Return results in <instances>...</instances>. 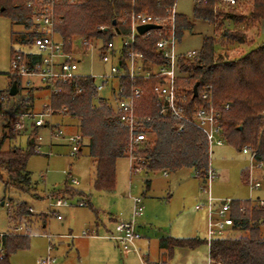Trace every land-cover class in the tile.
<instances>
[{"label": "trees", "instance_id": "1", "mask_svg": "<svg viewBox=\"0 0 264 264\" xmlns=\"http://www.w3.org/2000/svg\"><path fill=\"white\" fill-rule=\"evenodd\" d=\"M47 3L48 0H0V15L11 22H20L24 31L19 33L20 42L31 47L35 33L30 31L31 8L26 3ZM175 0H54L57 21L54 31L61 41L69 47L70 41L81 38L98 39L103 44L115 40L112 27L122 34L128 31V24L120 23L125 13L131 9L145 11L166 18V10ZM193 19L208 22L214 27V35L205 36L197 55L191 59L180 60L179 86L187 95L186 106L191 109L200 104L198 97H191L193 85L197 90L205 84L211 85L215 106L220 111L221 135L225 142L241 150L249 147L254 152V162L264 165V43L257 44L244 54L228 58L217 51L218 37L243 44L246 41L244 28L248 23L264 21V0H236L229 5L223 0H193ZM245 1L250 6L241 11L239 4ZM115 21L112 24V21ZM175 32L178 40L185 30L193 28V21L184 15L176 14ZM237 25V26H235ZM104 26L107 30H101ZM155 38L136 39L135 49L145 59L161 62L154 49ZM28 55L38 58L29 51H12V58ZM10 77V83L19 79ZM144 88V95L137 102V112L150 120L145 123L151 129L152 139L149 143L129 149L127 128L119 120L112 105L97 94L95 83L91 78H76L64 87L60 94L51 98L54 111L66 107V114L78 124V132L84 139L88 156L94 163L93 186L101 192L112 191L116 180L117 160L129 156V150L135 159L132 168L139 167L144 173L154 171L176 172L183 168L193 169L196 177L203 181L210 166V149L205 136L194 126L183 124L182 129L175 127L177 120L161 116L155 106L152 92V80L139 79ZM19 85V84H18ZM37 88L18 91L15 95L7 93V108L12 113H24L32 110L33 92ZM79 90V91H77ZM225 105L227 107L225 108ZM191 111L189 110V113ZM5 127V126H4ZM11 132V133H10ZM10 138L15 136L10 131ZM7 136L0 139V179L4 190L12 187L21 192H28L34 186L26 169L29 156L34 153L29 141V149L24 151L12 147L1 150V144ZM246 181V172L241 173ZM149 179L144 183L149 185ZM72 192L53 193L62 196ZM62 194V195H61ZM63 197V196H62ZM12 202V199H10ZM30 214L25 202L15 203L8 210V222L15 221ZM230 215L233 219L231 231L224 237L213 239L208 246L209 264H264V206L258 199L232 200ZM41 225H45L48 214L40 215ZM234 232L239 233L234 234ZM28 234L6 232L0 239V264H9L10 255L28 247ZM205 243L198 237L173 238L162 237L159 246L169 252L175 247L193 248Z\"/></svg>", "mask_w": 264, "mask_h": 264}, {"label": "rangeland", "instance_id": "2", "mask_svg": "<svg viewBox=\"0 0 264 264\" xmlns=\"http://www.w3.org/2000/svg\"><path fill=\"white\" fill-rule=\"evenodd\" d=\"M193 0H175V11L193 21V28L185 30L176 44L177 53H186L191 50L199 51L205 36L214 35L212 24L193 19ZM240 10H248L249 5L241 1ZM260 23V22H259ZM248 23L244 28L246 41L238 44L218 37L217 51L228 58L238 57L257 44L264 43V21L260 24ZM237 26V25H235ZM20 22H11L7 17L0 15V91L5 92L10 88V59L12 51L33 50L20 42L19 33L24 31ZM97 61L83 60L79 66L81 72L90 70L100 71ZM1 92V93H2ZM107 95V91H102ZM34 95V92H33ZM35 95H42L32 107L37 112L42 104L48 101L47 92L40 91ZM54 121L64 119L71 122L69 131H78V124L72 121L67 114L54 115ZM74 123V124H73ZM4 117L0 115V139L7 136L1 144V150L7 151L12 147H19L24 151L29 149L28 136L31 130L11 135L4 130ZM38 135L42 137L40 153H32L27 161L26 169L29 172L33 187L28 192H21L12 187L4 190L0 179V233H13V228L21 226L28 228L29 244L27 248L13 252L9 257V264H37L45 257L48 249L46 233L76 234L73 245L67 240L55 241L52 250L55 257L53 264H163L159 256L163 249L158 246L162 237L185 238L198 237L204 239V217L202 211L196 210L195 205L200 201L201 180L196 177L193 169L183 168L176 172L154 171L144 173L141 170L130 171L131 160L123 157L116 163V180L112 191L101 192L94 189V163L88 156L87 147L83 146L79 155H69V146L55 143L49 150L47 143V129L40 128ZM55 142V140H53ZM66 142V141H65ZM33 149V148H32ZM50 153L49 155H47ZM131 160H130V159ZM210 166L213 170V180L210 192L216 198H229L232 200L264 199V165L254 164L249 154L237 150L227 142L222 145H212L210 149ZM246 172V181L249 176L258 179L260 186L250 189L246 181L241 178V171ZM71 178L78 183L72 185ZM150 180L149 189L144 187V179ZM72 185L77 190H82L89 197V205L78 206L77 190L70 188L63 196L67 204L58 208L61 219L51 213L46 221L45 228L39 226L40 215L51 211L47 206L45 193H53L58 189L65 191ZM65 186V187H64ZM43 196L42 199H36ZM141 197L143 214L134 218L136 231L141 238L136 241L139 256L130 253L122 256L113 242L106 238L107 229L114 228L112 219L129 220L132 216V198ZM12 199V202L10 201ZM18 202H25L30 214L26 217L8 222V210ZM31 206V207H30ZM33 209V210H32ZM96 211L98 212L96 215ZM95 222L98 227H95ZM89 228L92 237L82 238V230ZM23 233V232H20ZM264 235V230H263ZM234 234H239L234 232ZM2 251V250H0ZM165 264H208V246L200 243L193 248L175 247L173 256Z\"/></svg>", "mask_w": 264, "mask_h": 264}, {"label": "built area", "instance_id": "3", "mask_svg": "<svg viewBox=\"0 0 264 264\" xmlns=\"http://www.w3.org/2000/svg\"><path fill=\"white\" fill-rule=\"evenodd\" d=\"M223 1L229 5L236 3V0ZM26 6L31 8L32 24L29 30L35 35L31 45L34 49L24 52L26 54L31 51L38 58L32 59L24 55L10 59L8 75L19 79L17 87L19 86L23 92L29 88H42L48 94V101L42 104V108L37 112L30 110L16 114L7 108V93H1L0 115L4 117L6 132L22 133L31 130L28 140L32 143L35 153H40L39 149L42 145V137L38 135L40 128L47 129L49 150L54 144L53 140L61 139L68 143L69 155L77 156L79 153L82 142L80 133L64 135L53 119L56 114H66V107H61L57 111L51 107L52 96L62 93L64 87L76 78H91L95 83L97 94L113 106L119 120L128 130L129 149L149 143L153 133L145 125L150 118L141 117L137 112V102L144 95V88L138 83L139 79L153 81L151 89L155 96L157 112L161 116L176 119V129L181 130L183 124L194 126L205 136L209 149L212 145H222L225 142L221 135L220 111L215 106L211 85L205 84L197 90L195 97L199 98L200 104L191 109L186 106L188 94L178 84L181 77L179 74L180 60L191 59L197 55L198 51L191 50L186 53L176 51L178 38L174 24L177 14L175 1L166 10V18L161 19L145 11L131 9L120 20L121 24L129 25L127 32L122 34L117 28L112 27L116 35L115 40L103 44L98 39L81 38L70 41L69 47H66L54 31L57 21L54 0H48L47 3L29 1ZM147 24H153L155 27L139 33L137 26ZM100 29L104 30L105 27L101 26ZM150 38H155L154 49L162 60L161 62L145 59L143 54L134 47L136 39L145 41ZM83 60L97 61L101 65L100 71L97 73L92 70L81 72L79 66ZM102 91H107L108 94L102 95ZM190 95L194 97L193 92ZM241 151L249 154L254 162V152L249 147L245 146ZM129 156L133 159L132 161L129 158L131 160L130 171L140 170L139 167L131 169L135 163L131 150H129ZM254 164L257 163L254 162ZM163 173L166 174V172ZM213 174L212 168L209 167L206 176L201 181L200 190L206 195V203L195 205L196 209L204 208L207 213L205 235L207 245L215 238L226 236L233 225L230 215L232 199L214 198L211 195L210 184ZM77 182L75 178H71L72 184H77ZM247 183L250 189L260 186V183L251 176ZM45 197L47 206L51 210L46 213L48 215L53 213L57 219H61V216L55 212V208L66 205V198L47 192ZM132 203L131 219L118 220L116 233L111 235L123 253L136 251L135 241L140 238L136 231L134 218L143 214L142 198L133 197ZM258 204L264 206V200L258 199ZM77 205L85 206L86 203L80 201ZM13 230L15 234H29V229L21 226H16ZM4 233L0 234V239ZM83 234L86 233L83 232ZM46 237L48 238L47 254L40 258L37 264H53L55 261L52 255V235L46 233Z\"/></svg>", "mask_w": 264, "mask_h": 264}, {"label": "crops", "instance_id": "4", "mask_svg": "<svg viewBox=\"0 0 264 264\" xmlns=\"http://www.w3.org/2000/svg\"><path fill=\"white\" fill-rule=\"evenodd\" d=\"M262 22V21H261ZM260 22V23H261ZM259 23V24H260ZM8 75V74H7ZM9 76V75H8ZM10 85H11V83H10ZM40 91H43V89L41 88V89H37V90H35L34 91V95H33V106L32 107H35V105H37L38 107H40V105L39 104H35V102H37V100L36 99H38V100H40V99H42V95H35V93L37 94V93H40ZM45 92V91H44ZM42 106V105H41ZM72 121H75V120H73V119H71ZM56 123H57V126L62 130V132H63V134L64 135H70V134H75V133H79L78 131H76V132H71V131H69L70 129H71V122H66L64 119H57L56 121H55ZM74 124V123H73ZM55 145L56 144H58V145H66V146H69L68 145V143L67 142H65L64 140H61V139H56L55 140ZM83 146H85V142H84V139H82V142H81V146H80V151H79V153L77 154V155H79L80 154V152H81V150H82V147ZM243 171H245V170H242L241 171V173L243 172ZM245 172H247V171H245ZM164 174V173H163ZM167 174V173H166ZM165 174V175H166ZM146 179V178H145ZM145 179H144V181H145ZM255 181H258V179H254ZM143 181V182H144ZM150 181V180H149ZM247 182V181H246ZM259 182V181H258ZM78 183V182H77ZM144 184V187H145V189L147 190V189H149V187H150V182H149V185L148 186H146L145 185V183H143ZM248 184V183H247ZM72 185H76V184H72ZM72 185H66V186H69L70 188H73V189H75ZM65 187V186H64ZM59 190H62V189H58V190H56V191H53V193H55V192H57V191H59ZM75 190H77V189H75ZM78 192H81V193H78L77 195H74V196H77V197H79L80 199L77 201V202H80V201H85V203H86V205H89L90 204V202H89V197H88V195L87 194H85L82 190H77ZM202 195H201V197H200V201L197 203V204H205L206 203V195L205 194H203V193H201ZM212 195V194H211ZM62 197V196H61ZM42 199L43 198V196H41V197H37L36 199ZM214 198H216V197H214ZM67 199V198H66ZM264 200V199H263ZM63 206H65V205H63ZM63 206H60V207H63ZM79 206V205H78ZM31 207V206H30ZM60 207H57V208H55V212L58 214V208H60ZM196 209V208H195ZM33 210V209H32ZM196 210H200V211H202V214H203V217H204V234L206 235V229H207V213H206V211H205V209L204 208H201V209H196ZM97 211H96V215H97ZM113 221H114V228L113 229H107V235H106V238H108L109 240H111L112 242H113V244H114V246L120 251V253H121V255L122 256H127L128 254H130V253H135V254H137L138 256H139V252H138V249H137V247H136V241L137 240H139L140 238H141V236H140V238L139 239H137L136 241H135V247H136V251H130V252H128V253H123L122 251H121V249L119 248V246H118V244H117V241H115L113 238H111V235H113V234H115L116 233V225H117V223H118V219H112ZM120 220V219H119ZM9 225H10V223H9ZM41 225V223L39 224V226ZM45 226H46V224L43 226V225H41V227L42 228H45ZM95 227L97 228L98 227V223L97 222H95ZM83 232H85L86 234H83ZM1 234V233H0ZM52 235V245H53V248H54V246H55V244H56V242L55 241H59L60 242V240H67L71 245H73V239L74 238H76L77 237V235L76 234H72L71 233V231H69L68 233H59V234H51ZM80 236L82 237V238H85V237H92V233H91V230L89 229V228H86V229H84V230H82L81 231V233H80ZM29 238H30V236H29ZM202 240H205V236H204V239H202ZM205 243H206V240H205ZM158 244H159V241H158ZM207 244V243H206ZM159 246V245H158ZM160 247V246H159ZM160 249H163V251H162V254L159 256V259H160V261L163 263V264H165L166 263V261L167 260H170L171 259V257L173 256V251H174V249L172 250V252H169L167 249H165V248H161L160 247ZM53 250V249H52ZM53 257H54V255H53ZM55 258V257H54ZM55 262V261H54ZM144 264H148V259L147 258H145V260H144ZM208 264H209V261H208Z\"/></svg>", "mask_w": 264, "mask_h": 264}, {"label": "water", "instance_id": "5", "mask_svg": "<svg viewBox=\"0 0 264 264\" xmlns=\"http://www.w3.org/2000/svg\"><path fill=\"white\" fill-rule=\"evenodd\" d=\"M114 23H115V21L113 20L112 24H114ZM154 27H155V25H153V24L139 25V26H137V30L139 33H143L144 31L151 29V28H154ZM197 87H198V83H195L193 85V96L194 97L197 95ZM17 91H18L17 82L14 80V81H12V83L10 85L9 94L11 96H13L17 93Z\"/></svg>", "mask_w": 264, "mask_h": 264}]
</instances>
